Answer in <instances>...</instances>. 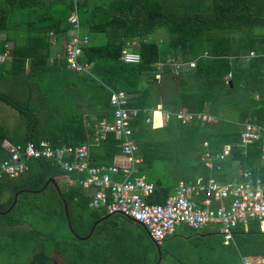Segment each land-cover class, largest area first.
I'll return each mask as SVG.
<instances>
[{"label":"trees","instance_id":"trees-1","mask_svg":"<svg viewBox=\"0 0 264 264\" xmlns=\"http://www.w3.org/2000/svg\"><path fill=\"white\" fill-rule=\"evenodd\" d=\"M73 13L89 40L78 59L88 71L69 67L62 53L51 61L53 43L69 40ZM162 29L168 36H159ZM255 29H264V0H0V50L8 44L11 53L0 65V85L13 88V94L0 90V101L18 111L23 125L12 130L0 124V162L10 155L6 140H47L53 146L87 144L92 164H115L120 141L109 134L97 142L95 135L101 121L113 119L112 93L124 90L140 109L132 128L142 156L138 171L155 184L148 202H165L181 181H226L239 169L264 181L260 143L238 147L245 121L264 123V57H246L264 48V31ZM93 33L105 42H95ZM126 48L142 60H122ZM169 56L195 65L178 75L169 65L158 69ZM158 105L170 116L160 126L157 111L160 127H154L147 118ZM180 109L195 117L184 123L176 115ZM201 112L219 120L203 121ZM226 144L232 153L221 168L207 167L203 156ZM29 165L18 177L0 176V233L23 243L29 264H245L243 256H264V230L256 220L248 228L238 225L229 244L220 233L199 230L164 244L177 230L160 244L132 218L90 207L87 190L67 184L54 160L34 158ZM36 219L65 222L70 237L58 239Z\"/></svg>","mask_w":264,"mask_h":264},{"label":"built area","instance_id":"built-area-1","mask_svg":"<svg viewBox=\"0 0 264 264\" xmlns=\"http://www.w3.org/2000/svg\"><path fill=\"white\" fill-rule=\"evenodd\" d=\"M69 22L72 27L68 31L69 40L65 43L62 54L68 59L69 67L88 71L90 66L78 61L83 52L82 45L89 42L88 37L81 36L77 13L70 16ZM259 55L264 57V48L261 52L252 50L246 57L250 59ZM121 58L129 63H139L142 60L141 54L131 48L124 49ZM10 59V45L7 44L4 51L0 50V65ZM166 65L171 66L178 75L194 66L195 61H182L169 56L166 62H158L157 68L161 70ZM111 103L114 106L113 119L103 120L97 125L95 140L99 142L113 134L120 141L121 154L129 164L95 165L90 161L87 144L53 146L49 141L43 140L40 145L33 142L10 144L7 147L10 155L0 162V176L18 177L29 170L31 159H52L65 170L67 184H80L87 190L91 196L90 207L105 209L108 213H120L142 223L152 239L160 244L174 234L180 225L194 230L216 226L223 235L225 244L234 239V230L240 224L248 228L250 222L256 220L264 230V181L249 169H239L235 178L226 181L204 177L191 182L181 181L176 192L169 195L165 202H148L155 184L138 171L142 156L132 128V121L138 116L140 109L130 105V96L124 90L114 91ZM157 110L162 113L160 126L166 124L170 116L158 105L147 118V122L154 127H160L155 124ZM176 115L184 123L195 117L194 113L183 109L178 110ZM197 116L207 122L219 120L216 115L208 112H201ZM254 142L260 143L261 158L264 161V123L247 120L242 124L238 147L245 150ZM231 153V145L226 144L221 152L214 155L207 153L203 159L207 167L214 168L217 163V167L221 168V162ZM243 262L255 264L251 256H244Z\"/></svg>","mask_w":264,"mask_h":264},{"label":"rangeland","instance_id":"rangeland-1","mask_svg":"<svg viewBox=\"0 0 264 264\" xmlns=\"http://www.w3.org/2000/svg\"><path fill=\"white\" fill-rule=\"evenodd\" d=\"M256 31H264V29H255ZM160 32H163L160 34ZM159 32V36H168L169 32L167 29H162ZM94 41L97 43L105 42V37L103 35H98L93 33ZM7 67V65L5 66ZM0 90H4L10 94H13V88L11 86L6 87L5 85H0ZM15 95V94H14ZM17 96V95H16ZM19 114L13 107L0 101V124L9 126L10 129L14 130L16 128H23V125L19 123ZM242 128V127H241ZM11 144L10 141H5V146L8 147ZM236 165L233 166L234 169ZM62 182L64 180L62 179ZM35 225L39 228H43L45 232L57 234L58 239H63L62 236L70 237L69 227L65 222L53 221L52 223H45L40 219L35 220ZM22 227L29 228V224H25ZM194 230L186 225H182L178 228L176 236H170L165 240L164 244L175 241V239L181 236L189 237L192 235ZM30 254L26 251L25 246L19 240L13 239L9 234L0 233V264H29Z\"/></svg>","mask_w":264,"mask_h":264},{"label":"crops","instance_id":"crops-1","mask_svg":"<svg viewBox=\"0 0 264 264\" xmlns=\"http://www.w3.org/2000/svg\"><path fill=\"white\" fill-rule=\"evenodd\" d=\"M160 33H163V32H160ZM64 47H65V43L64 42H61V43H56L54 42L52 47H51V61L54 60L56 57H58L59 54L63 53L62 51L64 50ZM114 163H117V164H120V165H126V164H129V162L127 161V159L122 155V154H119L118 156H116L115 160L113 161ZM237 170H233V173L236 172ZM177 190V189H176ZM176 192V191H175ZM174 192V193H175ZM173 194V193H172ZM182 225L178 226L177 227V230L179 227H181ZM190 228V227H189ZM206 228H214V229H217L218 228L216 226H209V227H205L203 229H206ZM203 229H200L199 231L203 230ZM176 230V231H177ZM194 230V229H193ZM218 233H220V231L218 230ZM221 234V233H220ZM222 235V234H221ZM244 257V256H243ZM254 260H255V263H259V262H263L264 261V256H256V257H253Z\"/></svg>","mask_w":264,"mask_h":264},{"label":"flooded vegetation","instance_id":"flooded-vegetation-1","mask_svg":"<svg viewBox=\"0 0 264 264\" xmlns=\"http://www.w3.org/2000/svg\"><path fill=\"white\" fill-rule=\"evenodd\" d=\"M202 234H211L212 236L218 235V230L214 228H206L200 231Z\"/></svg>","mask_w":264,"mask_h":264},{"label":"water","instance_id":"water-1","mask_svg":"<svg viewBox=\"0 0 264 264\" xmlns=\"http://www.w3.org/2000/svg\"><path fill=\"white\" fill-rule=\"evenodd\" d=\"M49 182H53V183H55L56 186L58 187V189H60V185H59V183H58V181H57L56 178H54V177L50 178V179H49ZM99 222H100V220L97 221V222L95 223L94 227H93L92 230H91V234L93 233V231H94L96 225H97ZM139 223H140V222H139ZM140 224H142V223H140Z\"/></svg>","mask_w":264,"mask_h":264},{"label":"bare ground","instance_id":"bare-ground-1","mask_svg":"<svg viewBox=\"0 0 264 264\" xmlns=\"http://www.w3.org/2000/svg\"><path fill=\"white\" fill-rule=\"evenodd\" d=\"M157 111H159V110H157ZM157 111H156V112H157Z\"/></svg>","mask_w":264,"mask_h":264}]
</instances>
